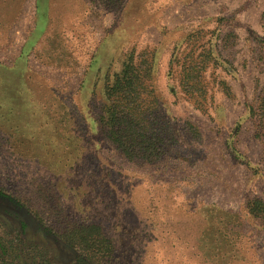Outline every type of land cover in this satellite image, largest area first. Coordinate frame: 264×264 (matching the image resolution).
<instances>
[{
  "label": "rangeland",
  "instance_id": "rangeland-1",
  "mask_svg": "<svg viewBox=\"0 0 264 264\" xmlns=\"http://www.w3.org/2000/svg\"><path fill=\"white\" fill-rule=\"evenodd\" d=\"M210 48L230 63L197 105L171 61ZM131 55L178 129L159 162L127 159L100 124ZM263 99L264 0H0V264H76L64 233L83 223L112 240L106 264H264V218L246 210L264 201L247 111Z\"/></svg>",
  "mask_w": 264,
  "mask_h": 264
},
{
  "label": "trees",
  "instance_id": "trees-1",
  "mask_svg": "<svg viewBox=\"0 0 264 264\" xmlns=\"http://www.w3.org/2000/svg\"><path fill=\"white\" fill-rule=\"evenodd\" d=\"M193 52L196 51L193 49ZM218 53L220 60L210 48L198 56L191 53L181 60L176 58L171 61L172 68L174 65L181 68V92L193 100L194 104L204 105L209 100L210 84L206 78L208 69L230 63L229 60H223V55ZM153 80L151 64L138 65L134 55H131L123 70L114 75L104 88L105 104L101 111L100 124L106 139L131 161L159 162L167 155L169 147L178 140V129L168 121L166 110V115L164 114L163 99L155 89ZM216 82L227 98L234 96L227 81L220 79ZM247 111L259 124L258 137H263L264 101L260 107L248 105ZM188 131L194 140L201 138L199 129L194 125H189ZM233 153L241 158L234 147ZM256 173L260 174L257 168ZM246 210L249 216L263 219L264 201L254 198L247 202ZM64 237L71 247L77 248L81 253L76 264H106V259L111 258L115 252L112 240L105 236L104 230L98 224L75 225L64 233Z\"/></svg>",
  "mask_w": 264,
  "mask_h": 264
},
{
  "label": "flooded vegetation",
  "instance_id": "flooded-vegetation-1",
  "mask_svg": "<svg viewBox=\"0 0 264 264\" xmlns=\"http://www.w3.org/2000/svg\"><path fill=\"white\" fill-rule=\"evenodd\" d=\"M0 210H1V211H4V212H11V211H9L8 209H5L4 207H2ZM11 213H12V212H11ZM14 216H15L16 219H18V221H19L20 223H22V224L24 225L23 219H22V217H21L20 215H18V214L16 213V215H14Z\"/></svg>",
  "mask_w": 264,
  "mask_h": 264
}]
</instances>
